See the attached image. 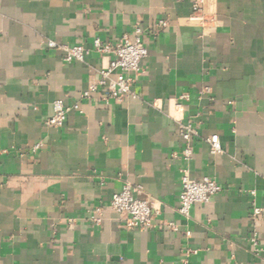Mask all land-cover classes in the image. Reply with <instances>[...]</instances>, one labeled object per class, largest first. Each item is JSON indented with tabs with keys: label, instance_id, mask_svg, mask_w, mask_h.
Wrapping results in <instances>:
<instances>
[{
	"label": "crops",
	"instance_id": "0c3cea01",
	"mask_svg": "<svg viewBox=\"0 0 264 264\" xmlns=\"http://www.w3.org/2000/svg\"><path fill=\"white\" fill-rule=\"evenodd\" d=\"M196 1L0 0V264H264L251 243L264 246V0H203L190 21ZM136 28L132 95L81 99L113 59L93 42L116 48ZM47 41L83 45L84 61ZM56 100L78 109L50 128ZM184 172L220 189L188 218ZM125 184L153 204L150 228L110 208Z\"/></svg>",
	"mask_w": 264,
	"mask_h": 264
},
{
	"label": "built area",
	"instance_id": "2783aa9c",
	"mask_svg": "<svg viewBox=\"0 0 264 264\" xmlns=\"http://www.w3.org/2000/svg\"><path fill=\"white\" fill-rule=\"evenodd\" d=\"M203 0H198L192 7V15L190 21H202L203 17L198 16L201 11ZM159 27H165L166 23L160 22ZM142 31L136 28L132 39L128 35H124L122 43L116 48H112L109 44H103L99 40L93 42L94 50L99 54H112L113 59L109 62L105 69L98 72V78L91 81L87 88L81 93L80 98L88 100L92 95L102 93V101L106 103L108 100L120 101L123 97L132 95L133 75L140 71V64L147 56V49L141 40ZM49 48L57 49L62 53V60L67 64L73 62H83L87 49L83 45L68 47L58 45L52 41H47ZM187 95L181 96V100H186ZM179 108L180 106L177 105ZM78 109L77 105L72 107L66 106L62 100L53 102V114L47 119L46 125L50 128H61L66 117L71 110ZM195 132L189 127L181 126V137L187 143L182 151L183 157L187 160L192 156V148L189 144ZM212 154L221 152L220 143L217 136H212L207 140ZM39 147L36 146L34 150ZM220 191L217 183L209 178L201 181H194L189 178L186 172L181 176L180 194L178 199V213L184 218L189 217L190 209L195 204L204 205ZM142 192L140 186H132L125 184L120 192L114 194L110 200V208L117 217L124 222L126 227L147 229L152 226L153 222V204L139 198ZM94 222H99L100 208H95ZM253 218L264 216V210L254 208L252 211ZM168 228L175 230L172 223L168 224ZM252 246L256 253H264V246L257 243L255 235L251 238Z\"/></svg>",
	"mask_w": 264,
	"mask_h": 264
}]
</instances>
